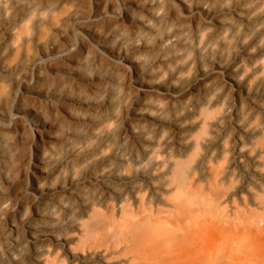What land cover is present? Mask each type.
Segmentation results:
<instances>
[{
    "label": "bare ground",
    "instance_id": "obj_1",
    "mask_svg": "<svg viewBox=\"0 0 264 264\" xmlns=\"http://www.w3.org/2000/svg\"><path fill=\"white\" fill-rule=\"evenodd\" d=\"M0 264H264V0H0Z\"/></svg>",
    "mask_w": 264,
    "mask_h": 264
},
{
    "label": "rangeland",
    "instance_id": "obj_2",
    "mask_svg": "<svg viewBox=\"0 0 264 264\" xmlns=\"http://www.w3.org/2000/svg\"><path fill=\"white\" fill-rule=\"evenodd\" d=\"M241 197H243V196H241ZM241 200H242V202L244 201V197H243V199L241 198ZM253 203V202H252ZM250 203L251 205H254L255 206V203Z\"/></svg>",
    "mask_w": 264,
    "mask_h": 264
}]
</instances>
